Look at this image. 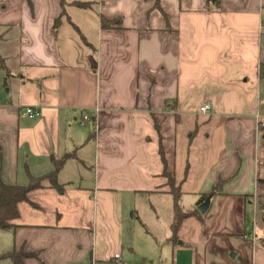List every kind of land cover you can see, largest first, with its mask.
I'll list each match as a JSON object with an SVG mask.
<instances>
[{"label": "crops", "instance_id": "crops-1", "mask_svg": "<svg viewBox=\"0 0 264 264\" xmlns=\"http://www.w3.org/2000/svg\"><path fill=\"white\" fill-rule=\"evenodd\" d=\"M104 17L117 23L103 27ZM263 42L264 0H0V180L27 185L66 157L62 190L45 180L29 192L14 226L0 227V254L116 264L120 253L122 264H139L138 201L154 208L152 196L167 198L170 228L174 221L165 168L194 213L167 243L198 252L185 228L214 250L219 235L253 239L246 220L249 209L258 214L264 182Z\"/></svg>", "mask_w": 264, "mask_h": 264}, {"label": "rangeland", "instance_id": "rangeland-1", "mask_svg": "<svg viewBox=\"0 0 264 264\" xmlns=\"http://www.w3.org/2000/svg\"><path fill=\"white\" fill-rule=\"evenodd\" d=\"M263 58H264V42H263ZM264 71V68H262ZM262 97L261 110L264 114V79L261 82ZM93 123V122H92ZM261 165L264 166V143L261 142L260 148ZM259 195V210L258 214L249 209L246 222V232L252 233L255 238H248L244 235H219L217 238V247L215 250L200 239L197 233L187 231L185 228L184 234L189 238H196L200 243L198 252L189 249L188 246L178 248L173 243H167L166 238L171 235L174 236L172 227L169 226L168 214V200L163 196H152L151 201L154 208H150L149 204L141 207L140 201L137 203V210L140 217L137 215L132 219L133 232L131 233L136 241L137 251L139 252V262L142 264H175L178 256H186L190 253L191 259L183 261V264H247L243 262L242 258L248 261V264H264V182L258 183ZM253 202V198H250ZM150 203V200H148ZM184 200V204H186ZM255 204V201H254ZM252 205H250L251 207ZM145 208V210H144ZM156 208V209H155ZM169 209V210H168ZM255 209V208H254ZM157 210V211H156ZM128 217H132V210L128 212ZM258 218V222L257 219ZM4 233V232H2ZM187 238V237H186ZM172 241V240H171ZM258 249H254L255 247ZM232 247V248H231ZM233 253L237 257L232 258ZM144 258H147L144 261ZM155 258V262L151 260ZM139 263V264H140ZM3 264H11L10 260H4Z\"/></svg>", "mask_w": 264, "mask_h": 264}, {"label": "trees", "instance_id": "trees-1", "mask_svg": "<svg viewBox=\"0 0 264 264\" xmlns=\"http://www.w3.org/2000/svg\"><path fill=\"white\" fill-rule=\"evenodd\" d=\"M208 2L210 5L219 7L221 0H208ZM113 23H117V21L105 17L102 18L103 27L110 26ZM260 75L264 77L263 69H261ZM65 158L66 157L56 161V168L53 172L41 177L31 176L27 185L7 184L3 180H0V227L9 228L14 226L11 221L19 216L18 204L22 201L28 200V194L31 190L43 187L45 180H48L52 186L62 190V186L57 181V172L62 166ZM164 174L168 177V182L172 186V193L174 194V221L172 223V229L174 232V238H177V232L182 221L185 218L192 216L194 213L182 209L180 206V191L178 190V187L175 186L174 179L168 173L166 168ZM219 186L220 185L216 186L213 192H216ZM205 198L206 197H203L201 202ZM196 213L201 215L198 210H196ZM33 256H36V253L26 251L24 248L19 250L14 249L0 254V264H3V261L6 259H10L12 264H25L24 259Z\"/></svg>", "mask_w": 264, "mask_h": 264}, {"label": "built area", "instance_id": "built-area-1", "mask_svg": "<svg viewBox=\"0 0 264 264\" xmlns=\"http://www.w3.org/2000/svg\"><path fill=\"white\" fill-rule=\"evenodd\" d=\"M212 108H213V105L211 101L209 100L204 101L200 105V113L204 115H208L212 111ZM26 112L30 117H37L40 115V110L36 107H27ZM89 119H90V116L87 113H85L83 116V120L86 121ZM259 123L261 127H264V120H260ZM114 258H115L116 264H122V257L120 253H116Z\"/></svg>", "mask_w": 264, "mask_h": 264}, {"label": "water", "instance_id": "water-1", "mask_svg": "<svg viewBox=\"0 0 264 264\" xmlns=\"http://www.w3.org/2000/svg\"><path fill=\"white\" fill-rule=\"evenodd\" d=\"M210 201H211V197L209 196V197H207L206 199H205V201H203L200 205H199V211L201 212V213H206L207 212V210H208V208H209V206H210ZM232 256H234V254H232Z\"/></svg>", "mask_w": 264, "mask_h": 264}]
</instances>
